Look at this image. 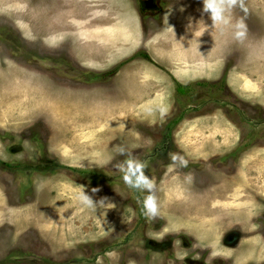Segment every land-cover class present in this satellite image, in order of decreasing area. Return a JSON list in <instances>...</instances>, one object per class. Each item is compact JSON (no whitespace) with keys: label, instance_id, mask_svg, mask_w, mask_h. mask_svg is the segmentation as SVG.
I'll list each match as a JSON object with an SVG mask.
<instances>
[{"label":"rangeland","instance_id":"obj_1","mask_svg":"<svg viewBox=\"0 0 264 264\" xmlns=\"http://www.w3.org/2000/svg\"><path fill=\"white\" fill-rule=\"evenodd\" d=\"M136 2L0 0V264H264V0Z\"/></svg>","mask_w":264,"mask_h":264},{"label":"clouds","instance_id":"obj_2","mask_svg":"<svg viewBox=\"0 0 264 264\" xmlns=\"http://www.w3.org/2000/svg\"><path fill=\"white\" fill-rule=\"evenodd\" d=\"M207 9L212 12V20L216 23H227L228 21L225 19L223 15L222 8H218L214 0H209L207 4ZM146 209L148 211H153V208L151 205L146 204ZM112 255H115L114 253Z\"/></svg>","mask_w":264,"mask_h":264},{"label":"trees","instance_id":"obj_3","mask_svg":"<svg viewBox=\"0 0 264 264\" xmlns=\"http://www.w3.org/2000/svg\"><path fill=\"white\" fill-rule=\"evenodd\" d=\"M177 91L180 92V93L184 92V87L181 86V85H178V86H177ZM178 119H179V116H175V117L171 118V119L169 120V122L172 121L171 123L175 124V123L178 121ZM171 123H170V124H171Z\"/></svg>","mask_w":264,"mask_h":264},{"label":"flooded vegetation","instance_id":"obj_4","mask_svg":"<svg viewBox=\"0 0 264 264\" xmlns=\"http://www.w3.org/2000/svg\"><path fill=\"white\" fill-rule=\"evenodd\" d=\"M134 1L136 2V0H134ZM136 3H137V2H136ZM137 5H138V4H137ZM141 8H143V6L138 5V8L135 7L136 10H135V9H134V10H135V12H136V11L141 10ZM138 9H139V10H138ZM137 16H138V15H137ZM19 149H21V148H20V147H18V148H12V151H14V150L16 151V150H19Z\"/></svg>","mask_w":264,"mask_h":264},{"label":"bare ground","instance_id":"obj_5","mask_svg":"<svg viewBox=\"0 0 264 264\" xmlns=\"http://www.w3.org/2000/svg\"><path fill=\"white\" fill-rule=\"evenodd\" d=\"M182 67H183V66H182ZM178 68H179V67H178ZM181 69H182V68H181ZM184 69H185V68H184ZM184 69H183V70H184ZM183 70H182V71H183ZM184 71H185V70H184Z\"/></svg>","mask_w":264,"mask_h":264}]
</instances>
